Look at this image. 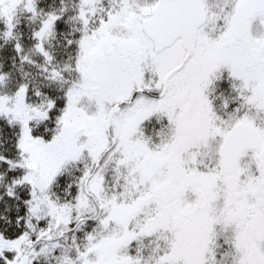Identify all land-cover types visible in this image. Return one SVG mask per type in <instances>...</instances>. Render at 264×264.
<instances>
[{
  "label": "snow or ice",
  "instance_id": "6c2138e0",
  "mask_svg": "<svg viewBox=\"0 0 264 264\" xmlns=\"http://www.w3.org/2000/svg\"><path fill=\"white\" fill-rule=\"evenodd\" d=\"M0 264H264V0H0Z\"/></svg>",
  "mask_w": 264,
  "mask_h": 264
},
{
  "label": "trees",
  "instance_id": "16d2710c",
  "mask_svg": "<svg viewBox=\"0 0 264 264\" xmlns=\"http://www.w3.org/2000/svg\"><path fill=\"white\" fill-rule=\"evenodd\" d=\"M27 70V69H26Z\"/></svg>",
  "mask_w": 264,
  "mask_h": 264
}]
</instances>
